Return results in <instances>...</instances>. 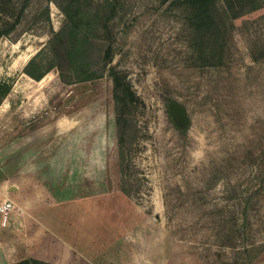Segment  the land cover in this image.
Listing matches in <instances>:
<instances>
[{
    "label": "rangeland",
    "instance_id": "rangeland-1",
    "mask_svg": "<svg viewBox=\"0 0 264 264\" xmlns=\"http://www.w3.org/2000/svg\"><path fill=\"white\" fill-rule=\"evenodd\" d=\"M19 2L0 0V27L14 20ZM80 3L98 16L97 40L108 52L101 78L65 85L52 70L33 81L21 71L49 37L27 30L17 41L0 38V85L12 87L4 99L0 90V164L14 161L35 127L48 125L46 141L33 143L39 170L50 172L40 183L62 188L65 216L82 232L78 252L55 261L264 264V0L236 5L241 13L218 34L196 33L184 0ZM218 5L230 13L224 1ZM49 15L60 29L65 18L53 3ZM110 70L136 99L129 197L120 188ZM226 184L239 190L243 215L222 198ZM220 210L245 225L234 249L220 245ZM11 228L0 224L4 233ZM237 250H251L250 257L236 258Z\"/></svg>",
    "mask_w": 264,
    "mask_h": 264
},
{
    "label": "trees",
    "instance_id": "trees-1",
    "mask_svg": "<svg viewBox=\"0 0 264 264\" xmlns=\"http://www.w3.org/2000/svg\"><path fill=\"white\" fill-rule=\"evenodd\" d=\"M10 3L11 0H3ZM230 13L222 11L218 0H184V3L192 13L190 22L196 33H221L226 32L231 17H237L241 13L235 10L240 8L246 0H222ZM250 1V0H248ZM49 3H53L65 18L63 26L54 30L50 15ZM80 0H20L17 5V13L12 22L0 27V38L6 37L11 41L18 38L27 30L39 31L46 34L50 42L39 50L23 67L22 73L34 81H40L46 74L55 70L57 76L65 85L87 82L101 78L107 71L108 52H104L97 40L98 16L90 10L82 9ZM109 77L112 80V102L117 137V152L120 170V188L127 197L131 196L135 189L136 181L130 176L126 153L134 140V124L132 122V109L135 106V94L124 76L110 70ZM12 87L1 84L0 90L3 99L9 94ZM2 102V101H1ZM19 115L15 118L18 121ZM239 190L226 184L223 190V199L232 201V209L235 215H243ZM220 210L217 229L219 230L220 245L233 248L239 240L240 232L244 230L243 224H239L235 217H227ZM243 222L242 219L240 221ZM234 249V248H233ZM234 251V250H233ZM251 250H237L236 258L250 257ZM29 264H55L38 259H30Z\"/></svg>",
    "mask_w": 264,
    "mask_h": 264
},
{
    "label": "crops",
    "instance_id": "crops-1",
    "mask_svg": "<svg viewBox=\"0 0 264 264\" xmlns=\"http://www.w3.org/2000/svg\"><path fill=\"white\" fill-rule=\"evenodd\" d=\"M48 130V125L35 127L30 132L34 134L35 141L27 142L20 153L16 148L13 162L8 163L7 158H2L0 203L9 201L14 210L13 214H10L12 209L8 212L4 223L0 214V224L3 226L7 223L9 226L13 223L16 228L6 230V233L0 229V264H29L30 259L64 264L55 261L54 257L66 256L72 250L78 252L79 242L75 234L82 232L77 231L76 225L74 227L70 222V215L65 216L69 199L61 198L64 195L62 188L56 191L44 186V182L43 185L40 183V179L44 180L50 172L47 169L39 170L37 150L33 143L46 141ZM23 131L22 134H25ZM11 164L13 177L8 174ZM75 200L78 202L80 199Z\"/></svg>",
    "mask_w": 264,
    "mask_h": 264
},
{
    "label": "water",
    "instance_id": "water-1",
    "mask_svg": "<svg viewBox=\"0 0 264 264\" xmlns=\"http://www.w3.org/2000/svg\"><path fill=\"white\" fill-rule=\"evenodd\" d=\"M170 106L176 116L180 117L183 122H187L188 118L186 115V111L181 105H179L178 103H172Z\"/></svg>",
    "mask_w": 264,
    "mask_h": 264
},
{
    "label": "built area",
    "instance_id": "built-area-1",
    "mask_svg": "<svg viewBox=\"0 0 264 264\" xmlns=\"http://www.w3.org/2000/svg\"><path fill=\"white\" fill-rule=\"evenodd\" d=\"M12 209V203L9 201H4L0 203V214L2 217V222L4 223L7 218L8 212Z\"/></svg>",
    "mask_w": 264,
    "mask_h": 264
},
{
    "label": "bare ground",
    "instance_id": "bare-ground-1",
    "mask_svg": "<svg viewBox=\"0 0 264 264\" xmlns=\"http://www.w3.org/2000/svg\"><path fill=\"white\" fill-rule=\"evenodd\" d=\"M27 60V57L23 56L21 58H17L14 62V66H21V64H24V62Z\"/></svg>",
    "mask_w": 264,
    "mask_h": 264
}]
</instances>
